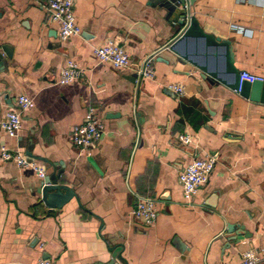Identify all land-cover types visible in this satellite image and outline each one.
<instances>
[{
  "label": "crops",
  "instance_id": "1",
  "mask_svg": "<svg viewBox=\"0 0 264 264\" xmlns=\"http://www.w3.org/2000/svg\"><path fill=\"white\" fill-rule=\"evenodd\" d=\"M47 1L0 0V47L11 53L0 62V123L18 95L34 103L16 137L0 127V146L30 152L75 196L49 210L33 169L0 159V264H107L113 253L119 264H237L248 249L264 251V105L204 78L170 49L181 28L162 0H75L80 34L65 42L48 22ZM189 12L230 42L239 73L264 78V0H196ZM107 40L125 47L127 68L96 60ZM150 55L154 78L134 81ZM67 60L84 73L59 85ZM90 107L104 132L81 152L71 129ZM180 135L192 143L182 146ZM212 156L208 181L187 199L180 172ZM136 195L154 200L151 226L131 215ZM227 225L250 237L229 245Z\"/></svg>",
  "mask_w": 264,
  "mask_h": 264
},
{
  "label": "built area",
  "instance_id": "2",
  "mask_svg": "<svg viewBox=\"0 0 264 264\" xmlns=\"http://www.w3.org/2000/svg\"><path fill=\"white\" fill-rule=\"evenodd\" d=\"M75 0H48L46 11L48 22L57 26V37L60 42H65L69 38L78 36L80 28L76 23L73 13ZM188 18L184 17L182 22L187 23ZM173 25L176 23L173 21ZM239 30V29H238ZM241 31V30H239ZM96 60L101 64H106L113 69H125L130 65V56L125 47L115 45L112 40H107L103 45L94 49ZM154 56L146 57L141 66L136 70L137 80H151L154 78ZM84 71L73 60H67L59 72L58 84L67 85L81 78ZM264 82V78L245 71L239 73V84L237 91H240L241 83ZM168 89L177 97H182L184 89L181 84L169 85ZM33 100L24 94L15 98V108L6 112L0 127L8 137H16L22 126V113L33 108ZM104 132V124L93 108H88L85 112L84 121L74 125L71 129V140L74 146L81 152H89L90 149L98 145ZM179 142L182 146L192 143V138L188 135H180ZM0 159L4 162H13L21 168H31L38 179L45 176V170L37 166L19 150L9 149L7 146H0ZM216 157L204 159L193 158L180 172L179 182L182 186L184 196L191 199L198 187L208 181L216 165ZM135 204L131 210L132 217L141 222L144 226H151L157 217L154 208V200L149 197L136 195ZM36 264H53L50 259H39ZM237 264H264V251L248 249L241 254V259Z\"/></svg>",
  "mask_w": 264,
  "mask_h": 264
},
{
  "label": "water",
  "instance_id": "3",
  "mask_svg": "<svg viewBox=\"0 0 264 264\" xmlns=\"http://www.w3.org/2000/svg\"><path fill=\"white\" fill-rule=\"evenodd\" d=\"M196 0H162V6L169 12V18L176 14L174 22L181 28L179 35L170 44V49L182 60L196 67L204 78H210L232 91H237L239 84V72L233 66V53L230 42L220 39L212 34L206 33L199 25L196 18L190 15L189 7L193 6ZM187 17V23L184 25L182 19ZM4 58L11 59V53L6 46L0 47V62ZM214 59L211 64L210 59ZM218 59L222 60L223 70H219ZM224 71V72H222ZM225 75H228L227 78ZM136 78L133 80L135 81ZM238 94L251 102L264 105V82L241 83ZM29 161L33 160L30 152L27 154ZM60 173H45L42 179H39L37 192L41 197L43 205L49 209H59L68 200L75 196L74 192L61 185L58 182ZM238 228L243 229L242 226ZM234 231L232 225H227L226 239L229 245L237 244L250 235H231ZM116 253H113L112 260L107 264H119L115 261ZM46 259V258H45Z\"/></svg>",
  "mask_w": 264,
  "mask_h": 264
}]
</instances>
